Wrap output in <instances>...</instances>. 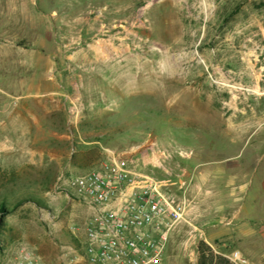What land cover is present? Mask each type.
Instances as JSON below:
<instances>
[{
	"label": "rangeland",
	"instance_id": "1",
	"mask_svg": "<svg viewBox=\"0 0 264 264\" xmlns=\"http://www.w3.org/2000/svg\"><path fill=\"white\" fill-rule=\"evenodd\" d=\"M124 150L187 204L158 264H264V0H0V264H87L59 178Z\"/></svg>",
	"mask_w": 264,
	"mask_h": 264
},
{
	"label": "built area",
	"instance_id": "2",
	"mask_svg": "<svg viewBox=\"0 0 264 264\" xmlns=\"http://www.w3.org/2000/svg\"><path fill=\"white\" fill-rule=\"evenodd\" d=\"M133 152L108 153L96 168L59 178L63 188L82 198L89 210L84 222L87 264H158L175 227L185 221L187 204L166 186L135 168ZM246 264L238 250L226 256ZM13 264H47L26 247Z\"/></svg>",
	"mask_w": 264,
	"mask_h": 264
},
{
	"label": "trees",
	"instance_id": "3",
	"mask_svg": "<svg viewBox=\"0 0 264 264\" xmlns=\"http://www.w3.org/2000/svg\"><path fill=\"white\" fill-rule=\"evenodd\" d=\"M5 202H0V234L2 226L4 223V217L9 214ZM197 257L195 264H233L228 258L223 256L222 254L216 253L210 245H208L205 241L200 240L197 243L196 247Z\"/></svg>",
	"mask_w": 264,
	"mask_h": 264
},
{
	"label": "crops",
	"instance_id": "4",
	"mask_svg": "<svg viewBox=\"0 0 264 264\" xmlns=\"http://www.w3.org/2000/svg\"><path fill=\"white\" fill-rule=\"evenodd\" d=\"M51 68H52V66H51ZM34 85L35 86L36 85L37 86L40 85V81L37 78H35V77H30V79H28L23 86L24 87L31 88ZM49 93H51V92H49ZM31 100L32 101H26V100H24L23 102L18 103L16 105V107L13 108V110L14 111L17 110V111L22 112L24 114L25 113L29 114V111H32V110L33 111L39 110L40 107H41V105H40L41 101L39 100V98H33ZM19 121H20V119H19ZM32 124L34 126H36V124H38V119L35 116H33ZM27 125H29V124H23L22 126H23V128L26 129L27 128L26 127ZM38 128H40V126ZM25 134H28V133H25ZM39 134H40V132L34 133V135H39Z\"/></svg>",
	"mask_w": 264,
	"mask_h": 264
}]
</instances>
